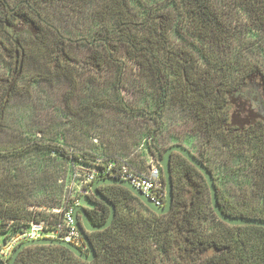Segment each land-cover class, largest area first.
Wrapping results in <instances>:
<instances>
[{
	"label": "trees",
	"instance_id": "trees-1",
	"mask_svg": "<svg viewBox=\"0 0 264 264\" xmlns=\"http://www.w3.org/2000/svg\"><path fill=\"white\" fill-rule=\"evenodd\" d=\"M224 6L216 0H0V56L16 71L13 77L0 75V131L31 58L40 67L31 82L65 80L70 97L81 82H98L103 70L115 66L114 100L95 98L90 103L112 104L131 117L144 116L153 125L141 134L143 147L155 161L156 151L184 145L211 171L224 213L264 218V115L241 122L234 109L235 95L245 96L242 89L249 81L259 80L264 91V70L246 58L243 48H235L237 29L232 21L234 9L242 7L245 26L264 30V0H228ZM70 11L84 15L67 18ZM172 30L185 35L188 45L173 43ZM85 34L91 35L88 41ZM81 42L87 43L88 53H70L68 47ZM130 58L143 66L150 85V101L138 105L125 101L118 91ZM171 109L178 113L168 117ZM119 153L96 156L55 140L0 148L2 242L31 222L52 227L60 220L61 215L51 211L63 203L30 200L37 191L52 194L49 188L58 175L54 158L70 160V166L80 165V170L94 167L97 160L112 162L114 168L124 162L137 172L147 169L148 164L142 167L144 158L133 160L129 153ZM28 155L34 163L22 174L15 163ZM221 167L225 174H220ZM170 168L173 200L163 214L122 185L98 187L113 202L115 216L106 228L87 232L96 251L92 260L60 244H31L13 264H264V228L219 219L204 176L180 153H171ZM232 183L236 190H231ZM84 196L89 221L100 225L109 207L92 190Z\"/></svg>",
	"mask_w": 264,
	"mask_h": 264
},
{
	"label": "rangeland",
	"instance_id": "rangeland-1",
	"mask_svg": "<svg viewBox=\"0 0 264 264\" xmlns=\"http://www.w3.org/2000/svg\"><path fill=\"white\" fill-rule=\"evenodd\" d=\"M82 1L79 0V2ZM227 1L216 0V3L219 7H223ZM131 3L134 9L138 10L137 4L133 1ZM84 5L88 15L91 5L90 3ZM72 15L77 17L83 16L84 13L70 11L67 18H71ZM232 16L237 29L235 48L238 51L243 48L242 52L244 51L246 58L256 60L264 70V30L245 26L247 16L242 7L234 9ZM85 36L87 41L91 38V35L85 34ZM170 36L173 43L188 45L185 35L172 30ZM72 37H75V34ZM76 44L68 47L70 53L81 56L88 53L86 42ZM6 60L5 57L0 56V75L10 73V77H13L16 71L13 66L10 68ZM39 70L40 67L33 58L23 67L17 81L16 92L6 110L4 128L0 131V148L16 147L28 140H55L67 149L91 152L96 156L120 152L119 154L125 157L131 151L129 155L133 160L144 158L142 167L154 160L155 157L145 151L143 147L145 139L141 136L146 126H152L153 123L142 115L131 117L120 112L112 104L102 103L98 107L90 103L95 98L114 100L113 85L117 75L115 66L103 70L98 82L95 80L81 82L73 97H70L71 87L65 80L31 82L32 76ZM143 70V66L137 59L130 58V62L124 67L118 86L120 95L133 105L141 104L144 100L150 101L151 98L147 90L150 85L147 83L146 73ZM88 74L89 72L86 71L84 76ZM242 92L246 95L237 94L234 97V103L236 102L234 109L238 112L237 119L243 122L264 115V91L260 81H249ZM89 106H92V110ZM177 113L178 111L171 109L166 114L170 117ZM134 142L138 143V146H135ZM54 159L52 162L58 170V175L55 183L49 188L52 194L37 191L30 196V200L43 204L68 203L70 200H78L79 205H87L85 194L79 191L81 166H70V160ZM16 162L15 165L24 174L23 168L29 164L32 165L34 159L32 155H28ZM219 170L221 174L223 167ZM37 173L42 174L40 171ZM230 188L236 190L235 183H232ZM3 236L4 234L0 235V243H2Z\"/></svg>",
	"mask_w": 264,
	"mask_h": 264
},
{
	"label": "water",
	"instance_id": "water-1",
	"mask_svg": "<svg viewBox=\"0 0 264 264\" xmlns=\"http://www.w3.org/2000/svg\"><path fill=\"white\" fill-rule=\"evenodd\" d=\"M172 152H178L181 155H183L190 163H192L202 173L209 189L212 209L219 219L232 225H256L264 228V218L245 216V215H231L224 213L218 205L215 181L211 171L187 147L179 143H174L169 145L164 150L163 153L156 151L157 162L161 166L163 179H164V186H165V204L163 206L155 205L150 200V198L147 197L141 190H139L138 188H136L135 186H133L124 179L115 176L96 178L91 185V190L96 198L103 201L109 207V214L106 220L100 225L92 224L87 217L85 207L83 205L75 206L73 211L74 223L77 226L78 230L80 231L82 238L88 247V253H85L76 246L72 245L71 243L65 242L60 239L40 238V239H32V240H26L20 242L13 250L8 261H4L2 258H0V264H13L19 252L27 245L52 244V243L65 246L71 252H73L75 256L83 260L86 261L92 260L96 256V251L88 237L87 232L102 230L106 228L107 226L110 225V223L112 222L115 216V206L113 202H111L107 197H105L98 191V187L100 185H105V184L122 185L128 188L129 190H131L145 205H147L150 209H152L156 213L163 214L168 212L171 208L172 200H173V183H172V175L170 168V157Z\"/></svg>",
	"mask_w": 264,
	"mask_h": 264
},
{
	"label": "built area",
	"instance_id": "built-area-1",
	"mask_svg": "<svg viewBox=\"0 0 264 264\" xmlns=\"http://www.w3.org/2000/svg\"><path fill=\"white\" fill-rule=\"evenodd\" d=\"M114 167L112 162L97 160L94 167L82 168L80 170L81 185L79 191L83 194H89L91 185L96 178L115 176L128 181L141 190L155 205L163 206L165 204L164 179L161 174V166L157 161H150L147 169L143 172L134 171L124 162L120 163L117 168ZM77 205H79V201L74 200L53 208L51 212L61 216L60 220L52 227H49L44 221L31 222L21 232L8 237L0 243V258L7 261L20 242L40 238L60 239L88 253V247L74 223L73 211Z\"/></svg>",
	"mask_w": 264,
	"mask_h": 264
}]
</instances>
